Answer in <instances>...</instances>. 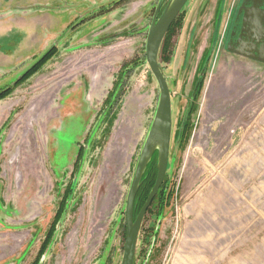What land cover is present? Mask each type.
I'll return each mask as SVG.
<instances>
[{"label":"rangeland","instance_id":"obj_1","mask_svg":"<svg viewBox=\"0 0 264 264\" xmlns=\"http://www.w3.org/2000/svg\"><path fill=\"white\" fill-rule=\"evenodd\" d=\"M236 2L189 0L163 42L171 148L135 264H264V65L225 47ZM159 3L0 0V264H122Z\"/></svg>","mask_w":264,"mask_h":264},{"label":"water","instance_id":"obj_2","mask_svg":"<svg viewBox=\"0 0 264 264\" xmlns=\"http://www.w3.org/2000/svg\"><path fill=\"white\" fill-rule=\"evenodd\" d=\"M188 1L189 0H170L160 13L163 4V0H160L149 29L146 43V59L151 72L159 84L160 99L151 130L141 151L127 197V206L125 210L126 241L122 264H135L138 238L144 217L166 178L171 148L173 112L170 88L162 72L159 58L167 33ZM155 153H157L158 159L156 182L144 205L135 217L136 197L142 185L144 174Z\"/></svg>","mask_w":264,"mask_h":264},{"label":"flooded vegetation","instance_id":"obj_3","mask_svg":"<svg viewBox=\"0 0 264 264\" xmlns=\"http://www.w3.org/2000/svg\"><path fill=\"white\" fill-rule=\"evenodd\" d=\"M225 39L228 52L264 65V0H237Z\"/></svg>","mask_w":264,"mask_h":264},{"label":"trees","instance_id":"obj_4","mask_svg":"<svg viewBox=\"0 0 264 264\" xmlns=\"http://www.w3.org/2000/svg\"><path fill=\"white\" fill-rule=\"evenodd\" d=\"M178 18L176 19V21L172 24L169 32L167 33L166 36H168V34L170 33V31L172 30V28L176 25ZM167 38V37H166ZM157 153H155V155L153 156L152 160L150 161L148 168L144 174L143 177V182L142 185L140 187V190L138 192V195L136 197V201H135V217L137 216V214L139 213V211L141 210L142 206L144 205L152 187L154 186L155 182H156V178H157ZM164 188V183L161 186L159 193L161 192V189ZM162 193V192H161ZM158 194V193H157ZM157 198V195L155 196L152 204L155 202ZM151 204V206H152ZM53 235V234H50ZM52 237V236H51ZM48 239V243L51 240Z\"/></svg>","mask_w":264,"mask_h":264}]
</instances>
